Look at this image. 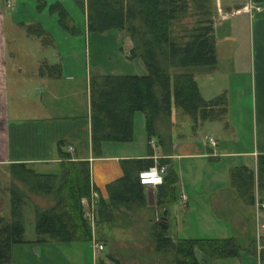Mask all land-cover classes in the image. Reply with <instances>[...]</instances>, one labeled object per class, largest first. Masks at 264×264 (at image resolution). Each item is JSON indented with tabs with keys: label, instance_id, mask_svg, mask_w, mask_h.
Masks as SVG:
<instances>
[{
	"label": "crops",
	"instance_id": "crops-1",
	"mask_svg": "<svg viewBox=\"0 0 264 264\" xmlns=\"http://www.w3.org/2000/svg\"><path fill=\"white\" fill-rule=\"evenodd\" d=\"M198 1H204L205 6L198 8ZM187 3L193 14L182 19L185 23L195 20L201 10L208 11L210 16L216 62L212 68L196 67L200 73L208 75L207 79L213 80L220 66L218 45L221 43L216 37L219 26L231 21L229 25L233 29L239 20L249 25L248 56L242 58L246 63L243 78L252 81L254 91L253 131L247 148L233 149L222 145L223 134L218 130L213 136L216 144L209 143L206 134L195 138L196 134L187 135L177 130L174 135L172 109L170 121L157 120L158 133L149 138L145 119L137 129L134 112L131 139H103L99 153L95 155L91 145L90 77L111 73L142 75L147 73V67L139 56L131 55L132 40L121 28L88 31L82 13L80 30L99 40L97 48L102 51V57L93 62L95 72L91 73L90 62L85 66V73L67 68V59L59 55L61 50L58 47L57 55L37 58L28 68L16 65V74L26 72L27 80L32 81L29 93H34L36 87L44 91L46 103L33 102L32 106L35 109L49 108L51 114L11 116L5 22L7 6L5 0H0V165L27 162L34 166L57 162L61 159L58 141H64L61 148L72 158L88 160L89 182L104 200H108L107 184L122 176L121 160L125 158L167 159L178 175L176 198L166 206L156 203L158 184H145L144 197L138 202L113 206L98 219L94 218L90 241L64 242L48 237L39 240L34 229L32 237L23 235L25 241L12 244L10 264H179L177 249L170 248L178 240L230 236L243 246L237 255L213 257L194 245L185 264H264V207L256 208L257 202L264 203L261 187L256 180L253 192L241 195L230 176L231 170L241 165L256 171L257 156L264 153V0H187ZM245 5L251 6L247 9ZM27 31L36 34V31ZM80 35L77 34L78 38ZM65 48V44L61 46L63 51ZM226 59L230 61L231 57ZM226 71L230 72L231 67ZM15 85L17 90L18 85ZM198 86L203 97L212 98L210 94H203L199 83ZM77 95L81 97L80 101L74 97ZM68 96L73 97L70 102H60ZM78 106L82 108L76 112L74 109ZM227 112L226 107L225 115ZM218 118L212 116L200 122L217 123ZM232 133L235 136L232 142H239L237 132L232 129ZM159 134L164 135L163 138ZM213 159L217 162H212ZM219 161L225 165L217 166ZM208 164H216L222 174L210 175L208 179L203 177L201 169ZM81 201L86 206L87 197ZM158 220L163 226L166 224L164 227L171 238V244L166 242L162 249L157 248L154 236ZM196 224L205 225L202 232L197 231ZM97 242L103 247L98 248ZM82 243L88 245L84 247Z\"/></svg>",
	"mask_w": 264,
	"mask_h": 264
},
{
	"label": "trees",
	"instance_id": "trees-1",
	"mask_svg": "<svg viewBox=\"0 0 264 264\" xmlns=\"http://www.w3.org/2000/svg\"><path fill=\"white\" fill-rule=\"evenodd\" d=\"M57 20L72 35L82 32L80 14L88 31L102 32L121 28L132 40L131 55L139 56L147 73H111L90 77V121L93 153H99L103 139L130 140L133 113L144 114L148 138L158 133L157 120L170 121L173 107L181 108L194 122L223 115L226 110L224 93L212 98L202 96L192 68L215 65L214 34L208 11L201 10L190 23L182 21L192 16L187 0H41ZM203 8L204 1H198ZM190 14V15H189ZM37 35L48 34L43 26L29 25ZM180 31L175 33V31ZM161 136V134H159ZM164 135L161 136L163 138ZM60 148L59 168L38 171L27 162H13L11 174L31 192L53 195L52 205L34 206V229L39 240L46 237L57 241H90L91 226L84 217L83 197L90 196L89 162L74 159ZM163 180L157 185L156 203L166 206L176 198L177 172L167 159ZM148 158L121 160L122 176L107 184L108 200L98 199L94 207L95 219L104 211L119 204H132L144 197V184L138 172L153 165ZM239 193H252L255 181L264 195V153L256 160V171L241 165L230 172ZM28 194L17 184L9 188V216L0 215V264H10L12 244L25 241L23 208ZM44 235V236H43ZM154 236L157 248L162 249L171 238L158 220ZM194 245L213 257L237 255L243 246L235 237L183 238L177 241L178 263L185 264Z\"/></svg>",
	"mask_w": 264,
	"mask_h": 264
},
{
	"label": "rangeland",
	"instance_id": "rangeland-1",
	"mask_svg": "<svg viewBox=\"0 0 264 264\" xmlns=\"http://www.w3.org/2000/svg\"><path fill=\"white\" fill-rule=\"evenodd\" d=\"M5 15L9 55L8 83L10 88V114L11 116L20 115L23 117L51 114L49 108L35 109L32 106L33 102H35L34 104L46 103L44 91L36 87L34 93H29L28 87L32 81L27 80L26 72L17 75L15 66H22L23 68L26 66L28 68L30 65H33L32 63L37 58L44 59L45 57H52L54 54L57 55L58 47L59 51L61 50L59 55L67 59V64H65L67 68H75L77 72L85 73V66L87 67L90 62L92 66L91 73H94L96 69L93 67V62H97L102 57V51L99 48V53L97 48L99 40L97 41L92 34H86L85 32L79 33L81 34L80 38L77 35L70 34L58 22L56 12H50L48 4L45 3L44 5L41 0H14L10 8L7 6ZM37 23H40L48 31L49 36H47L48 34L37 36L27 31L29 25H37ZM229 23L231 21H225L223 25L219 26L220 30H216L217 41L221 43L218 45L221 57L219 70L214 75L213 80L207 79L208 75L204 72L200 73L198 68H192L195 79H197L205 96H209L210 94L213 97L224 93L226 97L225 105L228 110L227 114L219 115L217 123L209 121L204 123L200 121L194 122L181 108L173 107L172 121H174V127H172V131L175 133L174 135L177 134V130L187 135L196 134L195 138H197V136L203 137L204 134L214 136V131L218 130L223 134L221 135V142L224 143L222 145L238 149L247 148L248 143L250 144L249 141L251 140L253 131L254 91L252 81L245 80L242 75L246 65L242 58L248 56L246 49L250 39V28L246 22H242L241 20L233 25L236 26L233 29H231L232 27H230ZM179 32L178 30L175 31V33ZM49 42L53 44H49ZM64 44L67 47L65 48L67 51L61 49V46ZM227 57H231V60H227ZM228 67H231L230 72L226 71ZM25 71H28V69ZM79 81L85 82L84 79H80ZM15 84L18 85L17 90H15ZM74 97H76V100L78 98V101L81 100V97L78 95ZM72 98V96L64 97L60 99V102L67 103ZM81 108V106H78L74 110L77 112ZM135 112V125L138 129V125L144 122V114L140 110ZM232 129L237 132L236 137H239V142L237 143L232 142V140H235ZM221 160L225 161L223 158ZM222 161H219L217 166L225 165V162ZM212 162H217V160L213 159ZM211 165L208 164V167L206 166L203 170L201 169L200 174L206 179L210 178V175L211 177H215L221 172V169L216 167V164ZM30 167L38 171H55L59 168V161L31 165ZM12 183L17 184L29 195L25 200L23 208L26 230H24L23 235L26 238H30L34 235V206L37 205L40 208H44L52 205L53 195L44 192H31L26 185L13 177L8 165H0V215L5 217L9 216V188ZM89 197H87L88 200H90ZM88 207L89 205L83 206L84 217H86L91 226V219L87 215ZM204 226L196 224L197 231L202 232ZM82 245L86 247L88 244L82 243ZM173 247L175 246L172 245L170 248Z\"/></svg>",
	"mask_w": 264,
	"mask_h": 264
},
{
	"label": "built area",
	"instance_id": "built-area-1",
	"mask_svg": "<svg viewBox=\"0 0 264 264\" xmlns=\"http://www.w3.org/2000/svg\"><path fill=\"white\" fill-rule=\"evenodd\" d=\"M5 2H6V6H10L11 3H13V0H5ZM250 6L251 5H245V8L249 9ZM257 8L259 9L260 7L257 6ZM206 138H207V141L209 143L216 144V139L213 136L206 135ZM165 170H166V165L159 164L158 161H154L153 165L139 170V172H138L139 181L144 185L149 184V183L159 184L163 180V173L165 172ZM98 197H99V193H98L97 189L92 187V185H91L90 197H89L90 200H88V198H87L86 205H89L87 215H88V218L91 219L92 224L94 221V213H95L94 207H95V203H96ZM260 207H264L263 202H257L256 203L257 210ZM96 246L98 248H102L103 244L100 242L99 243L97 242Z\"/></svg>",
	"mask_w": 264,
	"mask_h": 264
},
{
	"label": "water",
	"instance_id": "water-1",
	"mask_svg": "<svg viewBox=\"0 0 264 264\" xmlns=\"http://www.w3.org/2000/svg\"><path fill=\"white\" fill-rule=\"evenodd\" d=\"M148 186H150V183L149 184H147ZM164 226H166V224H164Z\"/></svg>",
	"mask_w": 264,
	"mask_h": 264
}]
</instances>
